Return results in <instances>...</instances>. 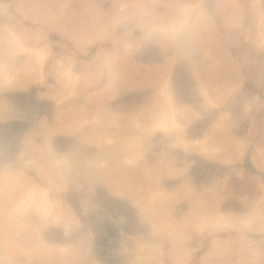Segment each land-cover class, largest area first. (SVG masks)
<instances>
[{
	"label": "rangeland",
	"instance_id": "374dc122",
	"mask_svg": "<svg viewBox=\"0 0 264 264\" xmlns=\"http://www.w3.org/2000/svg\"><path fill=\"white\" fill-rule=\"evenodd\" d=\"M0 264H264V0H0Z\"/></svg>",
	"mask_w": 264,
	"mask_h": 264
}]
</instances>
